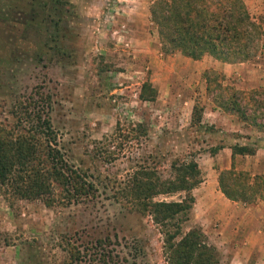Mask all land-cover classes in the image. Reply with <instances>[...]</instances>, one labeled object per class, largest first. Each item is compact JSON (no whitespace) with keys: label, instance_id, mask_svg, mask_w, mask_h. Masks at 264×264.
<instances>
[{"label":"rangeland","instance_id":"1","mask_svg":"<svg viewBox=\"0 0 264 264\" xmlns=\"http://www.w3.org/2000/svg\"><path fill=\"white\" fill-rule=\"evenodd\" d=\"M153 1L0 0V128H50L35 131L27 163L38 181H25L33 193L0 186V264H167L157 226L132 205L130 179L143 168L169 179L172 164L189 160L200 173L181 233L198 228L220 264L260 259L262 249L250 256V203H264L230 201L238 204L230 209L217 184L230 165L219 169L209 153L218 139L203 112L215 109L200 69L207 62L160 51ZM242 1L261 34L249 59L221 73L222 84L249 92L245 102L256 92L260 105L264 91L250 89V60L262 79L264 0ZM144 82L155 89L152 101L137 98ZM229 134L237 133L219 136ZM235 157V169L250 174L241 168L248 157Z\"/></svg>","mask_w":264,"mask_h":264},{"label":"trees","instance_id":"2","mask_svg":"<svg viewBox=\"0 0 264 264\" xmlns=\"http://www.w3.org/2000/svg\"><path fill=\"white\" fill-rule=\"evenodd\" d=\"M148 10L163 54L176 52L193 60L209 56L220 62H243L253 55L261 34L242 0H154ZM202 77L205 91L215 107L234 114L239 121L257 131H264V102L255 104L258 103L253 100L256 92L250 94L252 97L248 95L245 102L243 97L249 92L223 85L220 73L207 70ZM261 95L264 98V94ZM154 96L155 89L148 82L142 83L138 99L152 101ZM250 100L252 103L248 104ZM192 118L199 121L200 113L194 115L192 112ZM27 125V130L21 126L19 131L0 128V186H7L15 195L21 193L22 196L33 193L30 188H25V181L35 177L33 168L27 163L35 153V131L39 128L50 130L46 122H36L35 125L27 122ZM217 149L212 148L210 155ZM254 151L246 145L230 147V167L217 177L219 191L228 201L251 202L257 199L264 203V173L251 176L234 167L235 155L253 154ZM171 169L173 176L169 179L153 178V169L145 168L132 177V205L148 215L157 226L167 264H220L215 249L206 242L198 228L181 233V225L188 220L194 202L191 190L199 182L200 171L196 162L181 161L172 164ZM37 177L34 181H38ZM74 178L80 181V177ZM76 187L74 193L82 194L81 185ZM174 193H183V197L172 202L153 200L158 195Z\"/></svg>","mask_w":264,"mask_h":264},{"label":"crops","instance_id":"3","mask_svg":"<svg viewBox=\"0 0 264 264\" xmlns=\"http://www.w3.org/2000/svg\"><path fill=\"white\" fill-rule=\"evenodd\" d=\"M186 61L191 63H200L207 62L204 66H200L201 71H205L210 69L212 71H217L218 73H222L223 75L229 74L233 67H236L238 64L234 63H226L220 62L216 59H213L209 56H203L198 60H193L187 57H182ZM256 66L250 60V79L254 80L252 84H250V89L262 90L264 91V77L262 79L259 78V75H255ZM221 74V75H222ZM226 76V75H225ZM254 76V79L251 78ZM201 83V81H200ZM139 93V92H138ZM138 98V94H137ZM215 109H203L206 113V123L209 125L213 124L214 129H216L215 137H217V151L214 153V158H219V162L217 163L220 165L219 169H226L230 165V147L232 145H246L250 142V147L253 146L255 149L253 154L250 155H239L236 156L235 159L237 161L243 160L248 157V162L243 165L241 168L244 170L250 171V175H260L264 173V131H257L253 130L250 126V134L248 136H242L243 130L246 131L245 133H249L247 131V124L243 121H239L237 117L229 112L222 111L220 108L215 107ZM191 112H189L190 114ZM199 123H201V116L199 119ZM219 128V129H218ZM249 130V129H248ZM220 131H230V133H237V134H229L225 136V139L222 136H219ZM232 131V132H231ZM256 134V135H254ZM261 134L262 136L258 135ZM255 137V138H253ZM254 142V143H253ZM216 147V146H213ZM227 158L226 163L223 161V157ZM211 158V157H210ZM212 159V158H211ZM221 160V161H220ZM224 164V165H223ZM227 200V199H226ZM228 201V200H227ZM238 205L236 202L228 201V207L233 209V206ZM264 206L259 204H251L250 203V256L252 253H256L259 249H262V255L260 259H256L253 263L250 264H264V218L259 214L264 213L262 210ZM257 215H259L257 219ZM262 217V220H261ZM251 261V260H250Z\"/></svg>","mask_w":264,"mask_h":264}]
</instances>
